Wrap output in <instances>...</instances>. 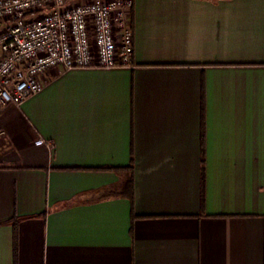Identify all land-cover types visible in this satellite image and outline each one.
Wrapping results in <instances>:
<instances>
[{"label":"crops","instance_id":"0c3cea01","mask_svg":"<svg viewBox=\"0 0 264 264\" xmlns=\"http://www.w3.org/2000/svg\"><path fill=\"white\" fill-rule=\"evenodd\" d=\"M130 25V66L0 106V264H264V0Z\"/></svg>","mask_w":264,"mask_h":264},{"label":"built area","instance_id":"2783aa9c","mask_svg":"<svg viewBox=\"0 0 264 264\" xmlns=\"http://www.w3.org/2000/svg\"><path fill=\"white\" fill-rule=\"evenodd\" d=\"M132 6L133 0H0V106L40 92V77L52 67L130 66Z\"/></svg>","mask_w":264,"mask_h":264},{"label":"trees","instance_id":"16d2710c","mask_svg":"<svg viewBox=\"0 0 264 264\" xmlns=\"http://www.w3.org/2000/svg\"><path fill=\"white\" fill-rule=\"evenodd\" d=\"M129 181H130V180H129ZM129 181L126 183V185H125L126 187H124L127 193L130 192V191H129V187H130V182H129ZM130 193H131V194H129V195L132 196V192H130ZM135 216H136V214L134 213V217H135Z\"/></svg>","mask_w":264,"mask_h":264}]
</instances>
